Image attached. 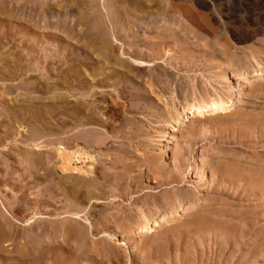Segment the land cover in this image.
Segmentation results:
<instances>
[{"label":"rangeland","instance_id":"rangeland-1","mask_svg":"<svg viewBox=\"0 0 264 264\" xmlns=\"http://www.w3.org/2000/svg\"><path fill=\"white\" fill-rule=\"evenodd\" d=\"M4 1L0 0L2 5L0 10L3 9L0 12H6V16L0 18V32L5 31L7 34L11 31L8 33L11 40L7 39L0 44L4 43L6 47L4 52L10 54L12 61L15 59L14 62L19 60L29 65V62H26L29 50L32 48L38 50L37 47L42 44L45 50L51 53L49 59L61 61L63 55V57L69 56L67 52L64 53L62 47L57 52L53 50L56 45L53 37L56 35L54 32L51 33L49 26L53 24V27H56L58 23L54 17L45 16L43 9L45 6H39L41 0H35L37 3L39 1L38 4L33 3L32 0H7L3 5ZM79 2L82 4V6L78 4L82 7L79 8V13L87 18L90 17V13L94 14L95 9L89 0ZM84 2L87 4H83ZM100 3L102 4L99 8V12H102L100 15L101 17L103 15L102 18L108 24L110 18L114 19L115 16L123 15L132 20L130 34L123 26L118 25L120 28L116 26L117 30L114 33L122 41L113 44L123 52V57L118 55L125 57L126 61H128L127 57L133 56L131 58L135 59L138 56L137 59L150 62L153 67L149 71L148 68L132 71L139 72L141 77L144 76L145 85H148L145 91L149 95L145 104L140 103L135 106L134 114L137 117L134 119L135 122L122 124V113L119 110H112L113 97L110 96L101 103L100 109L106 112L105 117L111 114L113 124L111 127L116 128V131L121 129L123 132L132 130L138 135L132 144L124 145L126 149L119 146L120 140H115L113 143V139H108L106 146L101 148L100 157L97 152L93 153L97 154L96 159H99L103 165L95 164L103 168H100L102 172L112 164L116 148L118 152L123 151L120 152L121 155H125L126 150L131 151L132 156H129L132 159L128 163L132 164L134 161L136 164L131 171L144 175L141 178L143 182L139 181L145 188H139L137 192L134 190L135 187L129 189L126 184L124 185L127 181L123 174L125 170L120 169L117 177L123 178L121 179L123 181L120 180V186L116 189L120 194L115 192L118 196L116 200L109 198L110 200L107 199L104 204L98 205V208L101 206L102 214L99 218L102 221L106 219H111V222L114 219L116 221L112 223L113 225H106L110 233H115L113 239L106 236L95 238V241L90 239L87 245L88 251H82L83 253L73 251L77 254L76 257L79 256L76 260L75 255L71 254L74 245L68 243L69 249L72 248L68 249L71 252L67 254L72 257L69 256L67 263L72 264L75 261L73 264H264V169L262 170L264 168V0H102ZM115 5H117L116 9ZM54 8L56 11L61 9L59 5ZM118 8L122 14L118 13L120 12ZM53 9L52 11H55ZM73 16L65 21L72 24V19L76 15ZM2 18L5 19L4 22ZM42 20L50 24L47 29L40 26ZM109 27L111 29V25ZM27 31L30 32L27 34ZM159 33L161 34L158 36ZM68 44L71 45V42ZM157 49L161 54L164 50H169L170 55L163 60L158 59V56L154 57ZM36 57L32 58L30 66L32 62L37 61L40 65H45L44 53ZM164 68L171 73L163 74ZM39 75L32 73L34 77ZM0 90V111H2L6 97L2 95L3 89ZM150 91L153 93L151 94ZM21 97L13 94V97L8 95L6 100L18 98L22 102L25 98L23 96L21 99ZM202 99L206 102L223 99L233 103L229 114L217 113L212 116L205 115L206 117L202 114L191 119L189 107ZM121 108L123 109L122 105ZM0 115V144L2 143L0 200L5 208L21 223L32 217L33 211L42 216L62 212L65 208L64 201L48 200L47 194L54 187L49 181H40L42 177L40 172L46 167L42 169L34 166L35 160L31 155L33 149L30 148L34 142L32 139L42 140L45 148L40 155L41 160L46 159L42 163L47 166L49 160L52 162L55 158L54 150L48 153L47 148L56 144L57 139L50 136H36L27 125L11 124L14 126L13 129L16 126L14 130L18 132L12 129L17 134L15 136L18 142L13 143L6 129L9 119L4 117L3 112H0ZM100 128L102 133H107L108 128L102 126ZM26 134L30 139L22 140L21 138ZM62 144L65 147L70 145L67 140ZM82 163L83 160L77 163V166L85 165ZM107 170L110 174V169ZM259 170L263 172L260 173ZM195 202L199 206L189 212L187 208L189 203ZM164 212L166 214L169 212L166 225L160 226L153 232L149 231L148 235L137 234L135 221L137 223L146 220V223H153L154 220H159ZM2 216L0 215V238L2 237L0 264H38L39 260L42 262L40 264H62L59 255H54L61 259L59 261L54 256L55 259L51 257L52 259L45 261L37 255L24 257L26 248L23 247L21 243L23 240L20 237L34 225L36 228L44 227L45 219L39 216L34 225L27 227L15 224L8 216ZM65 220L57 219L55 223L61 224ZM96 227L101 228L100 225Z\"/></svg>","mask_w":264,"mask_h":264},{"label":"bare ground","instance_id":"bare-ground-1","mask_svg":"<svg viewBox=\"0 0 264 264\" xmlns=\"http://www.w3.org/2000/svg\"><path fill=\"white\" fill-rule=\"evenodd\" d=\"M6 1L7 0L4 1L3 5H5ZM32 1H34L33 3H37V1L35 2V0H32ZM68 1L69 0H41V3L39 5L41 7L45 6V7H43V9L45 10L44 14L46 17L52 16L55 18V20H57L56 22L58 23V26H56V27H53V24H51V26H49V30L51 31V33L54 32L55 33L54 35H56L53 37L54 38L53 41L56 43L55 48L53 50L57 52L58 49L62 47V49L64 50V53L67 52V54H69L68 57H63L64 56L63 55L61 61L54 60V58L49 59V56L51 55V53L47 52L45 50V47L43 46V44L41 46L35 45V47L38 46L37 47L38 50L33 49V48L31 50H29V52H28L29 54H27L28 60L26 61V62H29V65L27 63L25 65V64L21 63L19 60L14 62V60H15L14 59L12 61L13 58H11L10 54H5V52H4L5 48H6L3 45L4 43L0 44V89L1 88L3 89L2 95H4L7 98L8 95H10V97H13V94H14V96H18V97L24 96V98H25L22 102L18 98L17 99L9 98L8 101L6 100V98L5 99L3 98L4 103L2 102L3 103L2 111H0V112H3L4 117H6V119H9V122H10L9 123L7 120L8 124H7L6 129L10 133L9 135H11L13 143L16 142V140H17L15 135H17L16 133H18V132L14 130V129H16V126L13 129L14 126H11V124L12 125L16 124L19 126L27 125L31 129L32 132L34 131L36 136H39V137L50 136V137H55V139H57L56 140L57 143L54 141L56 144H54L50 148H47L48 153L50 150L51 151L54 150L53 152L55 154V155L53 154L55 157L54 161H52V162L50 160H49V162L47 161L49 163L48 164L46 162L47 166H45L46 164L42 163V162L46 161V159H44V161L41 160V155H40V153L42 151H44L43 149L45 148V144L42 142V140L40 139L41 141H39V140H33L32 139V141H34V142H32L33 145L31 147L30 146L29 147L33 149L31 151V152H33L31 155L34 157V160H35L34 166H39L40 168L46 167L45 169L42 168L43 170L41 169L42 171L40 173H41L42 177H41L40 181H42V180L49 181L52 183L51 186L53 185V187H54V189L49 194H47V195H49L48 200L51 199V200H53V202L64 201V203H65V208H63L64 210L62 212H54V213L50 212L53 214L49 215V216H47V215L42 216V215H38L39 213L33 211L32 217H30L29 219H27L21 223V221L19 219L16 220L13 218V216L10 214V212L5 208L3 202L0 200V215L6 216V217L8 216L9 219L11 218L15 224L17 223L19 225L27 226V227H28V225H34L35 220L38 219L39 216L42 217L43 219H45L46 222H45L44 227L36 225L37 226V228H36L34 225V227L32 229L30 228V230H28V232L25 235L23 234L22 237H20L23 240V242H21L23 244V247L26 248V254L24 257H26L27 255L29 257H31L32 255H37L38 257H40L41 260L45 261L49 258L52 259L51 257H53L54 255H56V256L59 255V257L62 259V261H60V262H62V264H68L67 262H68L69 256L72 257V255L67 254V252H69L68 251V249H69L68 243H72L74 245L73 246L74 248H72V247H71L72 249L70 248L72 251L71 254H74L73 251H80V252L88 251L87 245H88V241L90 242V239L94 240L95 238L96 239L98 237L103 238L104 236L108 237L111 240L113 239V236H114L113 234H115V233H110V231L107 230L106 225L116 223V221H115V219L112 222L110 221L111 219H109V220L106 219L105 221H102L99 218V217H101L100 215L102 214L100 212L101 206L98 208V205H101L102 203L104 204L106 202V200L109 198L112 200H116V198L118 197L115 192H117L116 191L117 186H120V183H121L120 180L123 179V178L117 177V175H118L117 172H119L120 169L125 170L123 174L125 175L127 181H126V183H124V185L126 184V186L129 189H133L132 187H135L134 190H135V192H137V190L139 188H145L143 186V184L141 185V182H143L141 180V178H143L144 175L132 173L133 171H131L132 167L136 166V164H134V161L132 164L128 163L129 161L131 162V159H132L129 156V155H131V151L126 150L127 152L125 153V155H121L120 152H123V151L121 150L120 152H118L119 150H117V148H116V152H114L115 158L112 161V164L110 165V167H107L110 169L111 175L109 174V171L107 170V168L105 170H103L102 172L100 171L101 167H97V165L100 166V165H103V163L99 159H96L97 154L94 155L93 153L97 152L99 157H100L101 156L100 155L101 148L106 146V142L108 139H111V140L113 139V141H112L113 143H115V140H118V141L120 140V142H118V143H120L119 146H122L124 149H126L124 147V145L132 144L134 142V139L137 138L138 134L136 132H133L132 130H130L129 132H123V130L121 131V129L119 131H116V128L111 127V125H113L111 114H109L107 117H105L106 112H104L102 109H100V106H101V103L105 102L111 96L114 99V101L111 102L112 106H113L112 110L113 111L119 110V112L122 113V117H121L122 124H123V122H127V123L128 122L129 123L135 122L134 119L137 118L134 114L135 113V110H134L135 106L137 104H140V103L145 104L149 99L148 98L149 95L145 91V88H147L148 85H145L146 82L143 79L144 76L141 77L139 72L133 73L132 71L138 70L141 68H148V71H149L151 69V67H153V65L150 62L137 59L138 56H137V58L135 57V59L131 58L133 56L127 57L128 61H126L125 57L122 58L123 52H120V49L115 48L116 45L114 46V44H113V43L117 44L118 41H122V40L118 39L114 33V31L117 30L116 26H118V25L123 26V28L125 30H127L130 34V31L132 29L131 28L132 25L130 23H132V20H129L127 17H124L123 15L122 16H115L114 19L110 18L109 24H108V22H106V20L102 18L103 15H102V17L100 15V14H102V12L101 11L99 12V8H101L100 2L102 0H91V1L89 0V2H91L90 4H92L93 8L95 9V12H94V14L90 13L89 14L90 17L87 18V17H84L82 15V13H79V8H82L81 7L82 4H80V2H79L80 0L79 1L70 0V2H68ZM115 2L118 3V1H114V3ZM38 3H39V1H38ZM64 3H66L65 6H64ZM78 4L81 6L79 7ZM83 4H85V2ZM90 4H89V6H91ZM58 5L61 9L56 11V9L54 7H56V6L58 7ZM0 6H2V5H0ZM28 6H29V4H28ZM116 6L117 5L114 6L115 9H116ZM52 9L55 11H52ZM119 9L120 8H118V10ZM1 10H3V9H1ZM44 10H42V11H44ZM119 11L120 12H118V13L122 14L121 10H119ZM80 12H81V10H80ZM114 12H115V10H114ZM7 14H9L8 11H7ZM74 14L76 16L74 19H72L73 23L70 24L67 21L69 23L68 24L65 21V19L66 20H67V18L70 19L69 17H71V15L73 16ZM87 14L88 13L86 12V15ZM125 15H126V13H125ZM5 16H6L5 11L0 12V18L5 17ZM60 16L63 19L60 18ZM134 16H136V15H134ZM9 17H10V15H9ZM41 18H43V17H41ZM2 19H4V18H2ZM19 19H20V17H19ZM4 21H5V19L3 20V22ZM7 21H9V20H7ZM33 22H35V21L33 20ZM35 23H34V25H35ZM0 24H1V22H0ZM48 25H50V24H47V22L44 20H42V24H40V26L42 28H46V27H48ZM109 25H111V29H110ZM2 30H4V29H2ZM177 30L179 31V29H177ZM184 31H186V30H184ZM188 31H189V29H188ZM10 32H8V33H10ZM14 32H16V31H14ZM29 32L27 31V34ZM8 33L6 34L5 31L0 32V43L3 41H6L7 39L9 40L10 36L8 35ZM160 34L161 33H159L158 36ZM187 34H189V33H187ZM132 36H134V35H132ZM12 37H14V36H12ZM176 39H177V37H176ZM137 41H139V40H137ZM170 41H171V39H170ZM68 42H71V45H69ZM163 42H164V40H163ZM6 44H7V42H6ZM153 44H155V43H153ZM161 44H162V42H161ZM137 51H132V53L136 54ZM160 52L161 51L157 49L155 51L154 57L156 55V56H158L157 57L158 59L163 60L164 57H167L168 55H170L169 50H164L162 52V54ZM40 53H44L45 65L42 66V65H40V62L37 61L34 63L32 62V65L30 66V61L32 60V58L36 57V55H38ZM118 54H120L122 57ZM81 58H84L85 60L84 59L82 60ZM33 59H35V58H33ZM22 61H24V60H22ZM33 61H35V60H33ZM59 62H61V63L57 64ZM170 67H171V65H170ZM173 68H174V66H173ZM162 71H163V74H166L167 72L171 73L170 71H167L166 68H164ZM42 72H44V73H42ZM29 73H31V74H29ZM32 73H39L40 75L37 77H34V76H32ZM6 83H8V84H6ZM251 89H252V86H251ZM142 90H143V92H142ZM150 92H151V94L153 93L152 91H150ZM22 97H21V99H22ZM224 98H226V97H224ZM203 99L196 101L195 105L189 107L188 111L191 112V116H190L191 119L193 117L194 118L199 117V115H202V114L204 116L205 115H211L212 116V114L216 115L217 113H223V115L229 114V112L231 110V105L233 103V101L229 103L228 101H224L223 99L217 100V101H210L209 100L208 102L204 101ZM5 100H6V103H5ZM117 100H119L120 102H117ZM211 100H212V98H211ZM226 100H227V98H226ZM121 105L123 106V109L121 108ZM164 107H166V106H164ZM168 110H166V111L169 112ZM183 111H184V109H183ZM108 112L110 113V111H108ZM145 112H147V111H145ZM181 114H183V113H181ZM234 116H236V115L234 114ZM245 120H247V119H245ZM136 121L138 122V120H136ZM248 123H250V122H248ZM122 124H121V126H122ZM101 126L104 128L105 127L108 128L107 133L101 132V130H100ZM122 129H124V128H122ZM65 136H68V138ZM24 138L30 139V138H28L27 134L25 135V137L23 136V138H21V139L23 140ZM64 140H67V143L70 144L69 147L63 146L62 142ZM44 142H46V141H44ZM16 143H18V142H16ZM68 144H67V146H68ZM0 145H2V143ZM148 148L150 149V147H148ZM45 154H47V153H45ZM97 158H98V156H97ZM37 160H39V162H37ZM82 160H83V163L85 165L80 166V164H79L80 167H78L77 163H81ZM95 163H97V165ZM151 163L153 164L154 162H151ZM180 164H181V162H180ZM36 168H34V170ZM176 168L178 169V167H176ZM31 169H33V167ZM101 169H103V168H101ZM263 169L264 168H262V170ZM35 171H38V170L36 169ZM261 172H263V171H260V173ZM235 173H236V171H235ZM173 174L174 173H172V175ZM35 175H37V174H35ZM172 175H170V176H172ZM238 175H240V174H238ZM32 177H34V174ZM34 180H36V179H34ZM139 180H141V182ZM37 181H38V179H37ZM121 181H123V180H121ZM259 182H260V179H259ZM40 183H44V182H40ZM257 183H258V181H257ZM167 184H168V181H167ZM257 187H256V190H257ZM45 189H48V188H45ZM39 193L40 192H38V194ZM117 193L120 194V192H117ZM131 193H133V192H131ZM126 194H128V193H126ZM166 203L167 202H165V205H166ZM179 203H180V201H179ZM83 205H84V207H83ZM111 205H113V204H111ZM197 205L199 206V204L196 202L192 203V204L189 203V207H187L188 211L192 212V210H194L197 207ZM114 206H116V205H114ZM107 207H108V205H107ZM27 208H28V206H27ZM95 208L97 210H95ZM176 208H178V207H176ZM34 209L36 210V208H34ZM91 209H93L94 211L90 212ZM171 210L173 211V209H171ZM186 211H187V209H186ZM168 213L166 214V212H164L163 215L160 216L161 218L159 220H156V221L154 220L153 223H146V220H145V222L139 221L137 223L135 221L134 225L137 226V228H138L137 234L139 236H143V235H145V233L147 234L149 231L153 232V230H156L160 226H162L164 224L166 225L168 220H169L168 219ZM63 218L66 220L63 221L61 224L55 223V220H57V219L63 220ZM140 218H141V216H140ZM58 221H60V220H58ZM130 221H131V219H130ZM124 222H125V220H124ZM132 222H134V221H132ZM130 224H132V223H130ZM96 225H100L101 228L96 227ZM134 225H131V226H134ZM108 229H110V228L108 227ZM129 230H130V228H129ZM166 230H167V228H166ZM149 234H150V232H149ZM12 237L10 236V238H12ZM15 238H17V237H15ZM0 240H2V237L0 238ZM107 242H108V240H107ZM19 246H21V245H19ZM108 246H111V245H108ZM42 248H43V250H41ZM107 248L109 249V247H107ZM74 255H75L74 257H76L77 254H74ZM55 258L58 259V257H55ZM77 258H79V256L76 257L75 260ZM61 259H58V261ZM28 261L31 262L32 260H28ZM50 261H52V260H50ZM38 262H39L38 264L42 263L40 260ZM52 262H54V260ZM56 262H54V263H56ZM45 263H47V261ZM73 263H75V261H73ZM27 264H29V263H27Z\"/></svg>","mask_w":264,"mask_h":264}]
</instances>
